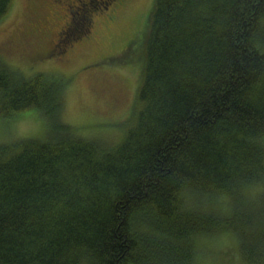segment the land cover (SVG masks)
I'll list each match as a JSON object with an SVG mask.
<instances>
[{
  "label": "trees",
  "instance_id": "trees-1",
  "mask_svg": "<svg viewBox=\"0 0 264 264\" xmlns=\"http://www.w3.org/2000/svg\"><path fill=\"white\" fill-rule=\"evenodd\" d=\"M90 1L114 22L130 0ZM141 28V80L112 143L63 121L62 77L0 60V116L50 121L45 139L0 143V264H201L221 234L264 264V0H153ZM135 36L105 56L126 59Z\"/></svg>",
  "mask_w": 264,
  "mask_h": 264
},
{
  "label": "rangeland",
  "instance_id": "rangeland-1",
  "mask_svg": "<svg viewBox=\"0 0 264 264\" xmlns=\"http://www.w3.org/2000/svg\"><path fill=\"white\" fill-rule=\"evenodd\" d=\"M68 3L70 0H14L8 14L0 20V60L23 74L43 71L62 77L65 82L63 121L73 126L79 135L99 137L112 143L125 131L124 119L130 114L141 80L143 54L133 55L134 51H141L139 44L145 29L141 27L153 0H130L116 12L114 22L107 20L105 24L101 18L106 10H95L96 24L90 35L97 33L100 39L94 41L89 35L65 42L71 45V51L63 50L64 56L62 52H55L57 58L63 56L58 62L44 57L43 49L65 24ZM99 22L103 24L99 25ZM134 34L136 38L125 58L129 61L137 59L138 67H132L124 58L117 60L105 56L122 48L123 42ZM101 58L104 62H93ZM85 63L88 66L76 72ZM49 124V118L37 108L26 109L14 116L1 115L0 143L23 137L45 139L50 135ZM218 238L209 246L212 252L215 251L212 256L206 257L202 252L201 264H244L235 252L230 251L234 245L233 237L221 234Z\"/></svg>",
  "mask_w": 264,
  "mask_h": 264
},
{
  "label": "flooded vegetation",
  "instance_id": "flooded-vegetation-1",
  "mask_svg": "<svg viewBox=\"0 0 264 264\" xmlns=\"http://www.w3.org/2000/svg\"><path fill=\"white\" fill-rule=\"evenodd\" d=\"M100 3H101V1H100ZM93 5L94 4L90 0H70V3L67 4L68 11H69L68 12L69 13L68 18L65 20V24L62 27L61 26L59 27V29L56 32L54 38L52 39V42L50 43V45H48L46 48L43 49V51L45 53L44 57L51 59V60H58V62H61V59L64 56V53L62 51L67 50V49H69L71 51V45H66V44H64L65 42L69 41L71 38L80 39L82 37L90 35V32H92V27L94 25L93 22H94V18H95L94 15L92 17L91 7ZM105 10L106 11L104 12V16L101 18V20L103 21L104 24L106 23L107 20H110L111 18H113L115 16V11L112 8H110V9L107 8ZM81 11L89 12L90 14L88 13L86 16L90 17V15H91V18H92L91 23L88 26H85V27H87L85 30L82 29L84 26V22L82 21L84 19V17H82V19H81V27L79 26V21H78V16H77L78 13L77 12H81ZM88 20H89V18H87V21ZM78 29H82V30L80 31V33L78 35H76ZM72 34H75V35L72 36ZM90 36H93L91 39L94 41L100 39L98 37L97 33H94L93 35H90ZM127 45H128V42L123 44L122 50H124ZM118 50H115L113 52L116 53V52H118ZM55 52H62L63 56L60 58H57V56L54 55ZM85 64H87V63H85ZM82 66L84 67L86 65L82 64L80 67H78L76 72Z\"/></svg>",
  "mask_w": 264,
  "mask_h": 264
},
{
  "label": "bare ground",
  "instance_id": "bare-ground-1",
  "mask_svg": "<svg viewBox=\"0 0 264 264\" xmlns=\"http://www.w3.org/2000/svg\"><path fill=\"white\" fill-rule=\"evenodd\" d=\"M4 18V17H3ZM2 18V19H3ZM195 238V241H197V240H200L201 239V236H196V237H194ZM168 239V238H167ZM165 240V239H164Z\"/></svg>",
  "mask_w": 264,
  "mask_h": 264
}]
</instances>
